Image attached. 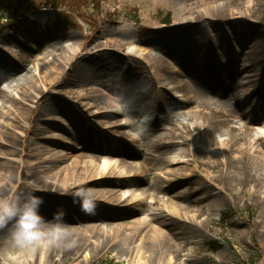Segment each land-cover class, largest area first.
I'll use <instances>...</instances> for the list:
<instances>
[{"label":"rangeland","instance_id":"obj_1","mask_svg":"<svg viewBox=\"0 0 264 264\" xmlns=\"http://www.w3.org/2000/svg\"><path fill=\"white\" fill-rule=\"evenodd\" d=\"M35 1L44 2L45 0ZM68 1H71L70 13L73 17L74 25L66 30L54 28V21L57 18V14L61 12V9L54 11L50 6H46L47 3L41 4L38 8L36 5L32 9H28L29 11H34L26 14L21 22L13 21L11 23L10 19H4L2 22L4 26L0 29V57H2L5 64L9 66L8 70L17 73L15 78L29 75L31 72L35 71V69H37V64L36 62H32V59L37 60L44 49L56 43L71 45L73 42H82L81 51L76 52L68 68L60 73L57 72L56 75H58L59 78L56 79L55 83H48V88L44 90L42 81L38 82L39 88L34 93L35 97L28 103L30 106L28 107L26 121L29 123L31 119V124L25 125L21 123V127L19 128V130L24 131L25 135H17L13 141L8 138L4 141V139L0 137V141L5 142V147L16 151L15 154H17V157L20 159L22 158V160L26 162V164L14 165L16 170L12 172V175H15V177L17 175L15 178L16 186L8 187L6 192L10 193L14 189L16 196L19 198L20 194L28 188L25 184L28 182V178L24 176L25 171V174L30 176V173L27 171L28 153H31L32 150L33 152H38L36 151V146H34L35 144L33 146L31 144L35 141H39L37 143H40V150H42L41 147H46L47 144L45 143L48 142V139L44 137L52 136L53 133H56L53 132L55 130L49 128L50 126H53V124H61L73 130V128H77L76 126H78L77 129H80L83 125L82 123L86 124V120H83L84 117L82 118L79 115L82 122H77V125H74L69 115L72 111L64 110V108L71 110L74 107L73 110L75 113L80 114L81 112L83 115L84 111L80 108L81 102H78L79 100L75 93L81 92L84 94L88 92L91 87L94 88V96L97 97L99 94H103V87L108 91L110 97H112L113 94L119 95L122 96L121 98L126 102H128L126 98L129 97V95H133L131 99L133 102L134 116L130 119L133 126L131 130L130 128L126 130L122 128L121 132L123 136H126L123 130L132 133H135L136 130V133H139L141 136H136L138 139L136 141V139H133V135H131L130 138L125 137L126 139H124V137H121L114 131L109 133H107L106 130L99 131L98 123L102 121L113 122L117 119L102 113V115L91 117V124L95 127L93 126L94 128L91 127L89 129L88 134L91 136H83L84 139L86 137H88V139L95 137L99 143L100 137L106 136L105 143L96 145V147H106V149L113 151V153H119L121 147L124 148L129 144L133 145L135 147L134 152L140 155L138 158L140 161L139 163H141L140 165L156 169V173H151L145 168L140 172V175L147 177L145 182H147L149 186H154L157 180L161 182L162 186V183L167 181L168 175L165 167L162 165L154 166L151 161H148L146 152L140 151V145H145L146 148L151 141L156 140L159 134H164L172 130L174 124L180 126V129L184 132L192 131L200 125H203L201 127L203 130L209 125L208 128H211L214 132V136L210 140L216 141L228 138V136H221L220 134L222 131H227L229 128L228 124L231 121L229 117L225 115L227 113L226 111L224 115L227 117L218 118L214 111L201 107L200 104H196L190 97L177 96L174 93L177 100L174 98L165 100L164 97V100L161 102L150 103L149 100L145 99L147 95H149L151 100L153 99L155 84H151L152 82L149 83L148 86L149 93L144 87L138 89L139 94L137 95H134L132 90L125 94L121 91H117L119 81L123 79L125 74L131 76V78L133 77L134 80L138 82L143 78L148 80L152 72L154 74L158 72L159 68H163L162 65H145L142 60L134 59L132 56H126V59H122L127 52V48L126 46L120 48L118 45L120 43L132 42L135 45L137 44L140 49L142 47V49L148 47L161 50L165 53L163 54L165 55L164 59L174 63L168 64L169 70L175 67L180 72L185 71L188 73L189 76L194 79V82L197 83V87H195L201 91V96L204 94H219L218 92L204 90L202 85H205L204 79L208 74H203L205 77L203 75H196L191 70H188V66L184 61L186 59L195 60L196 58L209 59L210 55L214 58V61L210 65L212 69L209 71H212L215 75V82L220 85L219 89L224 94V96H219L220 98L218 99L214 97H212V99L219 101L223 99L221 104L227 103L226 99H230L232 93L227 92L228 87L226 83L232 85L233 89L234 85L238 86L240 94L244 95L246 98L247 95H249V91L245 92L241 86L244 81H247L246 78L249 74H246L245 71H239V68H242V70L246 69V63L241 64L238 68L235 56L237 52L243 50L244 54H249L247 57L248 61L251 63L256 61L261 63L262 60L264 66V40L256 39L251 33V30L255 26L264 25V0H254L256 7H254L253 10L251 9L252 11H250V14H246V11L249 7L248 3L251 0H95L96 3L99 1L98 8H93L92 5H90L91 0H64L65 3ZM237 1L239 4H234ZM218 6L223 8L222 12H212L213 15L210 17L206 15V11L209 7L217 9ZM22 10L24 11V9ZM135 13L138 16V23L132 20L134 19L133 15ZM169 13L171 14L170 24L165 22V16ZM7 16L10 18L9 14H5V17ZM70 37L76 38L71 39ZM163 40H169L171 42V47L165 50L160 44ZM30 41L35 42V48H33ZM2 42H7V45L3 47ZM182 58L185 59L181 60ZM244 58L246 60L245 56ZM111 62H115L113 67L109 66ZM118 65H120L121 68ZM179 65L183 66L185 69H182ZM105 66L106 69L102 70ZM138 67L141 68V72L143 73L140 72ZM95 68L97 71H100V77L94 78L92 75L91 71ZM207 71L205 73H207ZM185 72L181 74L187 78L188 74ZM260 73L261 75L259 78L264 76V70ZM56 75H54V77H56ZM179 77L180 76L174 74V78L179 79ZM259 78H257V81ZM0 80L2 82L1 88H6L8 86V83H5L7 79L3 80V78H1ZM181 80L184 81L183 78H181ZM255 85L256 84L253 86ZM257 92L258 91L253 95ZM207 95L205 96L209 98ZM256 95L258 96L259 93ZM92 100H95V98L91 97L90 101ZM252 101L253 98H250L249 102ZM68 103H71L72 106H69ZM146 104H152L154 106V109L152 108V110H150L151 113L154 111L153 114H145L144 109ZM159 104L163 106H158ZM48 105H51L54 110L51 112L47 111L46 108ZM162 107L164 108V114L161 113ZM142 110L143 113L141 116H136L135 113H140ZM251 110L253 111L254 108L251 107ZM238 111L239 110L235 108L234 113L237 115L236 121H233L234 123H231V125L242 128L243 131L245 130L241 138L246 140L247 136L252 133V129L246 130L245 126L248 127L252 123L257 125L264 124V112H262L260 116L255 114L252 119L245 117L246 121L244 117H240ZM155 129H159L158 134H156ZM48 131H52V133ZM58 133L61 136H66L71 142H75V147H77L75 151L77 152L81 146H85V143L75 140L76 137H72L71 134L66 131L60 130ZM205 133L200 132L195 137L199 136V139H201L202 136H205ZM262 133L263 130L259 128L258 133H253L254 138L251 139V141L253 142L255 138L258 140L263 136ZM112 134L113 136H118L119 139L114 140L112 137H109ZM176 142L162 145L161 151H163V153L166 152V158L169 159L175 156L179 146ZM91 153H93L94 156L101 155V152L98 150H92ZM79 154L84 153L80 151ZM119 158L123 159L120 156ZM149 158L152 159V157ZM19 166H21V170H19ZM230 169L232 168L227 167L224 170L235 172V175L241 174V170L236 172ZM31 171L37 172L38 176H45L42 170H40L42 172L34 169ZM203 171L205 173L202 172L201 176L188 174L183 180L185 185H183V183V186L178 188V191H193L189 194V203L187 204V206H191V210L200 206V201H203L204 197L209 194L210 188H215L212 187L208 179L210 175H217L216 169H214V171L211 169H205ZM261 175H263L261 181L256 178L257 180L246 185L245 188L242 189L237 187L231 193L223 190L218 192L214 189L213 193H219V195L216 196V203L213 205L212 209L204 205L200 206L202 213H204L199 220V223L202 224L203 238L197 240L198 243L196 244L190 245L188 243L184 246L185 252L178 264H187L189 259L195 261V264H230L237 260H243L246 264H253L257 261V264H264V217H262V214H264V202L250 194L253 191L252 187L257 186V190L260 192L259 195L264 198V171ZM138 177L139 176L136 175L131 179H136ZM110 180L114 179L110 178ZM101 181L102 183L109 182V180ZM146 186L148 185L145 184L143 187L147 189L148 187ZM164 186L166 187L168 185L165 183ZM30 188L33 190L37 189L35 192H39V195L45 193L44 196H50L52 201L59 204L62 202V208H65L67 219H70L69 223L66 221L65 227L71 229H84L94 224H104L105 227H108V225L114 222V220H111V215L128 217V220H130L132 218V212L140 209L142 205L140 203H134L125 208H117L102 203L95 204L90 200L91 198H88L87 200L94 204V211L85 213L92 216L94 219L84 220L81 206L79 203L73 202L72 195L45 191L42 188ZM158 196L161 201L155 204L156 208L165 209V203L170 196L167 194H158ZM196 201L198 206H194ZM48 205L49 207L52 206L50 202L43 203L41 206L42 210L40 211L44 217L48 220H52L53 217L52 219L47 217L48 215L45 211ZM74 220L79 222H75ZM188 227L189 226L183 228L186 233L187 230H189L188 237H196L193 230L188 229ZM169 232L170 231H167V233ZM213 243H217V246H220L216 254L212 253L214 250L213 247L216 246L213 245ZM146 250L148 252L146 255L151 253L155 255L156 253L153 252L154 247L151 245H147ZM31 255L35 257V255ZM84 256H87L86 263H83ZM149 263L152 264L151 261ZM0 264H10L2 254V251H0ZM31 264H131V260L126 254L119 253L114 247H109L99 252V250L94 251L89 246L81 254L79 253L76 256L70 255L66 259L57 256L53 261H39L38 263L33 259ZM159 264H164V262Z\"/></svg>","mask_w":264,"mask_h":264},{"label":"bare ground","instance_id":"obj_2","mask_svg":"<svg viewBox=\"0 0 264 264\" xmlns=\"http://www.w3.org/2000/svg\"><path fill=\"white\" fill-rule=\"evenodd\" d=\"M234 4L238 5L239 2L237 1ZM248 5L249 7L246 14H250V11L256 7V3L254 0H251ZM222 11L223 8L221 6H218L217 9L209 7L206 11V15L210 17L213 15L212 12ZM74 38L76 37H72L71 39ZM30 42L33 48H35V42ZM2 44L3 47L7 45L5 42H2ZM127 44L128 43H120L118 47L122 48L123 46H128ZM160 44L165 50L171 47V42L169 40H163ZM81 47L82 42H73L71 45L56 43L44 49L37 60L32 59V62H36L37 64V69H35V71L31 72L29 75L18 78H15L17 73L8 70L9 66L6 65L4 59L0 57V59H2L0 60V79H7L5 83H8L6 88H1L2 82L0 80V137H2L4 141L7 138L13 141L17 135H25L24 131L19 130V128L21 127V123L25 125L31 124V119L29 123L26 121L28 107L30 106L28 103L35 97L34 93L39 88L38 82L42 81L44 90L48 88V83H55L56 79L59 78L58 75H56L57 72L60 73L68 68L76 52L81 51ZM131 55L134 56H132L134 59L142 60L145 65H162L163 68H161L159 72L150 75L148 80L143 78L138 82L134 80L133 77L131 78V76L125 74L123 79L119 81L117 91H121L125 94L132 90V92H134L133 94L137 95L139 94L138 89L144 87L149 93V83L158 80L163 82L157 88L160 97H154L153 95V99L151 100L149 95H147L145 100H149L150 103H156L157 101L161 102L162 95L167 91H178L183 93L184 96L188 94L191 97H196V94H199L197 97L200 98H196L194 101L200 102L206 107L208 106L211 110L218 109L219 113H216L218 118L224 115L221 109L223 99H221V101L215 100L220 98L219 96H224V94L219 89L220 85L215 82V75L212 71H209L212 69L210 65L214 61V58L209 54V59L196 58L195 60L186 59L184 61L188 66V70H191L196 75L202 76L203 74H208L204 79L205 85H202V88L206 91L218 92L219 94H204V96L207 95L209 98L206 96L202 97L201 91L193 86L188 88L187 85L191 83L190 81L188 83L185 82L186 78L183 74L184 81L180 78H174V74L182 72L176 68L173 72L169 70L168 64L172 63L163 59L158 49H140L133 46L128 52V56ZM244 56L246 57V60L244 58L246 63L245 73L249 75L246 78L247 81H244L241 88H243L245 92H248V90L251 91L256 88V85H253L257 84V78L260 77V72L264 70V66L262 60L261 63L258 61L251 63L247 59L249 54H244ZM124 58L126 59V56L122 59ZM184 59L185 58H182L181 60ZM111 63L109 66L113 67L115 62ZM104 69H106V66L103 67L102 70ZM139 70L140 72L142 71L141 68H139ZM206 71L207 73H205ZM91 72L94 78L100 77V71H97L96 68ZM54 75H56V77H54ZM203 76L205 77V75ZM259 84L261 85L262 82ZM103 89V94H99L98 97L94 96L95 90L92 87L84 94L81 92L75 93L77 94L78 102H81L80 108L84 111L83 115L81 112L80 114L75 113L73 110L74 107L71 110L64 108V110L72 111L69 115L74 125H77V122H82L80 116L86 118H83V120H86V124L82 123L83 125L80 129H77L78 126H76V129L73 128V130H70L64 125L53 124V126L49 128L55 130L53 132L56 133H53L52 136L44 137L48 139V142L45 143L47 144L46 147H43L44 149L41 147L42 150H40V143H37L39 141H35L31 144L32 146L35 144L34 146H36V151L38 152H33L32 150L31 153H28L27 171L30 173V176L25 174L26 171L24 172V176L28 178V182L25 183L28 188L20 194L19 198L23 200L33 191L30 187H36L54 193L69 194L72 192H79L85 199L91 198L90 200L95 204L102 203L117 208H125L134 203H140L142 204L140 209L132 212V218L130 220H128V217L111 215V220H114V222L108 225V227H105L104 224H94L84 229H71L67 227L72 233L69 238L73 241L72 243L38 247L34 251L14 246L13 242L10 240V222L8 226L0 228V251H2V254L10 264H31L33 259L37 263L39 261H53L57 256L66 259L70 255L76 256L79 253L81 254L89 246L94 251L99 250V252L109 247H114L119 253L126 254L131 260V264H150V261L152 264H159L161 262H164V264H178L185 252L184 246L188 243L190 245L196 244L198 243L197 240L203 238L202 224L199 223V220L204 213H202L200 206L204 205L212 209L213 205L216 203V196L219 195V193H213L214 189L218 192L223 190L231 193L237 187L242 189L245 188L246 185L257 180L256 178L260 181L263 179L261 173L264 171V131L262 133L263 136L258 140L255 138L252 142L251 139L254 138V131L258 132L259 127H264V124H254V128L245 127L246 130L252 129V133L247 136L245 140L241 138L245 130L243 131L242 128L232 126L229 122L227 131H222L220 133L221 136H228V138L216 141L210 140L213 138L214 132L211 128H208L209 125L203 130L201 128L203 125H200L192 130L193 132H184L180 129V126L174 124L172 130L164 134H159L155 141H151L149 145H147L146 155L148 161H151L154 166L162 165L165 167L168 175L167 181L163 182L162 186L161 182L158 180L154 186H149V184L145 182L147 177L140 175V172L145 168L151 173H156V169L140 165L141 163H139L140 161L138 160L140 155L134 152L135 147L133 145L129 144L124 148L121 147L119 153H113V151L104 147H96V145L105 142V136L100 137L99 143L95 137H91V139H88V137L84 139L83 137L91 136L88 134L89 129L94 126L91 124V117L102 115V113L111 118L119 119L114 122L102 121L98 123V129L107 130L108 132L114 131L121 137H124V139H126L125 137L130 138L132 135V132H126L125 130L127 128L131 130L133 125L129 120L132 118L131 115L134 116V111L132 110L133 102L131 99L133 95H129V97L126 98L128 102L122 101V96L115 94H113L114 97H111L112 100L108 91L104 87ZM231 93L232 96H230V99H226L227 103L222 104L226 109L225 111L231 112L236 108L245 116L252 118L248 111L252 105L242 102L245 97L240 94L238 86L234 85V89L231 90ZM91 97L95 98V100L90 101ZM212 97L215 99L212 100ZM68 105L72 106L71 103H68ZM158 106L163 105L159 104ZM152 108L154 109L152 104H146L144 109L145 114H153L154 111H152V113L150 112ZM46 109L49 112L54 110L51 105H48ZM142 113L143 110L135 114L136 116H141ZM161 113L164 114L163 107ZM122 128H125L123 131L126 136H123L121 132ZM60 130L70 133L72 137L75 136V140L82 141L85 143V146H81L78 152L75 151L77 148L75 147V142H71L66 136H61L58 133ZM48 132L52 133V131ZM155 132L158 134L159 129H155ZM200 132H206L204 134L205 136H202L201 139H199V136L195 137ZM113 137L119 139L118 136ZM4 141H0V196L8 195L9 192H6L8 187L16 186L15 178L17 175L16 177L12 175V172L16 170L14 165L26 164L22 158L20 159L17 157V154H15L16 151L5 147ZM174 142L178 143V150H176L174 157L168 159L165 157L166 152L163 153V151H161L162 145ZM92 150L100 151L101 155L94 156L93 153H91ZM80 151H83L84 154H79ZM103 156H109L110 158L103 159ZM119 156L123 159H120ZM149 157H152V159ZM227 167H231L232 169L230 170L236 172L241 170V174L235 175V172L224 170ZM213 168L216 169L217 175H210L208 181L212 184V187L215 188H210V192L204 197V200L200 201L201 203L198 201L200 206L197 205L196 201L194 206H198V208L191 210V206H187V204L189 203V194L193 191H178V188L185 185L183 180L188 174L201 176L202 172L205 173L203 170L211 169L214 171ZM33 169L39 170V172L43 171L45 176H38L37 172L31 171ZM19 170H21V166H19ZM136 175H139V177L130 179ZM126 177L129 178L124 179ZM110 178L115 180H110ZM103 179L109 180V182L102 183L101 180ZM165 183L168 186L165 187ZM145 184L148 185L146 186L148 187L147 189L143 187ZM252 188L253 191L250 194L264 202V198L259 195L260 192L257 190V186H253ZM64 189H67V191H64ZM35 194L43 198V203L50 202L52 204L50 207L48 205L47 209L45 208L46 214L48 215H46L47 217L52 219L58 210L65 209L62 208V202L59 204L52 201L50 196H44L45 193L39 195V192H35ZM158 194H167L170 196L165 203V209H159L155 206L157 202L161 201ZM40 210H42V208H40ZM82 216L84 220L94 219L84 211H82ZM262 217H264V214H262ZM69 220L67 216L64 217V223H66V221L69 223ZM74 221L79 222L77 220ZM187 226H189L188 229L193 230L196 237H188L189 230H187L186 233L183 229L184 227L187 228ZM167 231L170 232L167 233ZM147 245L154 247L153 252H156L155 255L153 253L146 255L148 253L146 250ZM31 254L35 255V257H32ZM86 260L87 256H84L83 263H86ZM189 263L195 264L196 262L189 259L187 264Z\"/></svg>","mask_w":264,"mask_h":264},{"label":"clouds","instance_id":"obj_3","mask_svg":"<svg viewBox=\"0 0 264 264\" xmlns=\"http://www.w3.org/2000/svg\"><path fill=\"white\" fill-rule=\"evenodd\" d=\"M36 190L23 200L16 196L14 189L8 195L0 196V228L8 226L11 222L10 240L14 246L32 251L38 247L72 243L69 239L71 230L66 228L64 223L65 210H58L53 219L48 220L41 214L40 208L44 201L41 196L35 194ZM69 194L73 196L74 203L80 204L82 211H94V204L81 193Z\"/></svg>","mask_w":264,"mask_h":264},{"label":"trees","instance_id":"obj_4","mask_svg":"<svg viewBox=\"0 0 264 264\" xmlns=\"http://www.w3.org/2000/svg\"><path fill=\"white\" fill-rule=\"evenodd\" d=\"M71 2V1H70ZM70 2H64V0H45L43 1H35V0H0V20L5 17V14H9L10 17H13L14 19L18 18L19 16H22V9L28 10L32 9L37 5V8L41 4H52L55 8L61 9V12L57 14V18L55 20V26L58 30H66L69 29L71 26L74 25L73 17L70 13ZM93 8L99 7V1L91 0L90 1ZM89 2V3H90ZM23 7V8H21ZM27 8V9H26ZM134 21H138V16L135 13L134 15ZM9 17V16H8ZM166 23H170V15H167ZM254 34H256L257 37L264 38V28L261 25L255 26L253 29ZM214 250L213 252H217L220 249V246H217V243H214ZM232 264H246L242 260H237L233 262ZM254 264V263H253Z\"/></svg>","mask_w":264,"mask_h":264}]
</instances>
